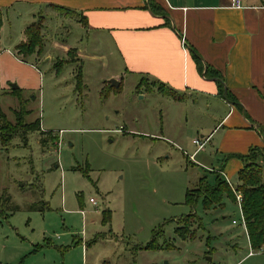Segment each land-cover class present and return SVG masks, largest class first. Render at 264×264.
Returning <instances> with one entry per match:
<instances>
[{
    "label": "rangeland",
    "instance_id": "1",
    "mask_svg": "<svg viewBox=\"0 0 264 264\" xmlns=\"http://www.w3.org/2000/svg\"><path fill=\"white\" fill-rule=\"evenodd\" d=\"M18 11L0 9L2 48L24 39ZM39 12L43 52L23 59L18 50L23 62L0 69V109L15 122L25 99L26 121L40 120L56 139L43 147L34 132L27 145L20 135L0 143V264H264L237 202L205 209L202 197L186 200L202 177L217 178L209 152L191 158L195 139L205 140L196 131L209 119L207 98L179 93L177 102L137 88L140 77L125 74L110 38L88 31L75 12ZM178 227L187 229L179 235ZM154 238L153 248L139 247Z\"/></svg>",
    "mask_w": 264,
    "mask_h": 264
},
{
    "label": "crops",
    "instance_id": "2",
    "mask_svg": "<svg viewBox=\"0 0 264 264\" xmlns=\"http://www.w3.org/2000/svg\"><path fill=\"white\" fill-rule=\"evenodd\" d=\"M57 6L75 11L88 31L110 38L127 76L206 97L209 119L196 132H203L207 143L191 158L209 152L205 162L239 184L244 163L237 155L264 146V0H244L242 8L231 0H0V9L19 10L15 17L26 21L24 33L42 15L39 11L49 14L59 11ZM20 43L0 47L1 70L13 60L23 62L15 54ZM47 52L52 50L45 47ZM78 54L84 56L80 49ZM113 78L124 82L120 74Z\"/></svg>",
    "mask_w": 264,
    "mask_h": 264
},
{
    "label": "trees",
    "instance_id": "3",
    "mask_svg": "<svg viewBox=\"0 0 264 264\" xmlns=\"http://www.w3.org/2000/svg\"><path fill=\"white\" fill-rule=\"evenodd\" d=\"M59 11H72L65 7L57 6ZM76 13V12H75ZM42 33V23L34 22L29 25L25 30V40L21 42L17 50L24 51V59H27L34 53H42L44 49V40ZM194 57L198 60L200 56L194 52ZM61 63L55 64L57 72L61 71ZM78 81H82V72H80ZM146 85L148 91H152L157 87L158 91L173 96L177 100H182V95L177 91L166 87L160 82L149 83L146 79L142 80L137 88ZM121 85H119L120 87ZM19 89V88H18ZM18 89L14 90V94L20 93ZM227 99H230L226 95ZM25 99L21 100V108L16 111V121L8 120L6 114L0 109V143L2 145H10L16 136H21L24 144L27 145L29 141V134L34 132L41 133V142L43 147H46L49 142H54L56 136L52 135L50 131L42 130L41 121L36 120L33 122L26 121V115L29 111L25 108ZM260 133L264 139V126L260 127ZM244 166L239 172V184L237 190L242 193V212L246 223V231L248 234L249 242L254 250L264 251V146L252 147L248 154L237 155ZM202 197L205 209L216 208L217 206H225V198H230L237 202L235 193L230 183L220 174H217L215 183L206 181V177L200 179L197 188L188 189L186 200L188 203L194 205L197 200ZM39 205V203H37ZM42 208H47L42 206ZM194 217L190 214L182 219L183 222H189ZM200 219V218H199ZM110 217H104L103 223L108 224ZM187 227H178L176 232L182 235L185 231L182 229ZM155 246V238L145 246H139L141 249H150Z\"/></svg>",
    "mask_w": 264,
    "mask_h": 264
},
{
    "label": "built area",
    "instance_id": "4",
    "mask_svg": "<svg viewBox=\"0 0 264 264\" xmlns=\"http://www.w3.org/2000/svg\"><path fill=\"white\" fill-rule=\"evenodd\" d=\"M243 2H244V0H231V4L235 8H242L243 7ZM194 142L198 146V150L203 148L205 146V143H206L204 140L199 139V138L195 139ZM226 180L230 183L234 193L236 194L237 203H238V205H239V207L241 208V211H242V193L237 190L236 186L229 179H226ZM90 201L92 203L96 204V200L94 198H91ZM242 218H243L242 219L243 220V225L246 228V223H245V220H244L243 212H242ZM234 223H236V221H234Z\"/></svg>",
    "mask_w": 264,
    "mask_h": 264
},
{
    "label": "water",
    "instance_id": "5",
    "mask_svg": "<svg viewBox=\"0 0 264 264\" xmlns=\"http://www.w3.org/2000/svg\"><path fill=\"white\" fill-rule=\"evenodd\" d=\"M112 84H113V86H118V85H119V82H118L117 80L113 79V80H112ZM12 88L15 90V89H18L19 86H18L17 84L13 83V84H12ZM210 259H211V258H210Z\"/></svg>",
    "mask_w": 264,
    "mask_h": 264
}]
</instances>
